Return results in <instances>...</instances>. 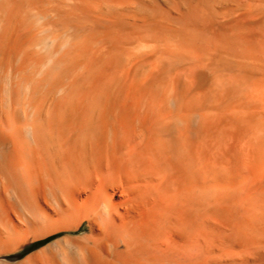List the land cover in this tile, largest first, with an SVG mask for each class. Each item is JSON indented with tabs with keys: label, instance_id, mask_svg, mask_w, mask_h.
I'll use <instances>...</instances> for the list:
<instances>
[{
	"label": "bare ground",
	"instance_id": "1",
	"mask_svg": "<svg viewBox=\"0 0 264 264\" xmlns=\"http://www.w3.org/2000/svg\"><path fill=\"white\" fill-rule=\"evenodd\" d=\"M0 264H264V0H0Z\"/></svg>",
	"mask_w": 264,
	"mask_h": 264
},
{
	"label": "rangeland",
	"instance_id": "2",
	"mask_svg": "<svg viewBox=\"0 0 264 264\" xmlns=\"http://www.w3.org/2000/svg\"><path fill=\"white\" fill-rule=\"evenodd\" d=\"M56 238H57V237H52V238L49 239V241H53V240H55ZM38 247H40V245H38L36 248H38ZM28 254H29V252L23 254V256L21 255L20 257H13V258L9 259V261H8V260H7V261H8V262H18V261L23 260Z\"/></svg>",
	"mask_w": 264,
	"mask_h": 264
}]
</instances>
